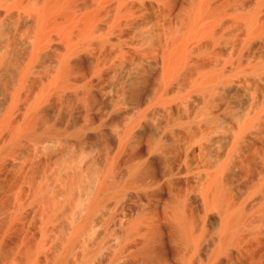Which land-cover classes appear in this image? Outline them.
I'll return each instance as SVG.
<instances>
[{"label": "bare ground", "instance_id": "obj_1", "mask_svg": "<svg viewBox=\"0 0 264 264\" xmlns=\"http://www.w3.org/2000/svg\"><path fill=\"white\" fill-rule=\"evenodd\" d=\"M0 1L1 2L2 1L5 2L6 5H9L11 8H16L17 9L20 5L22 6V4H23V2L25 0H0ZM46 1L48 2V0H46ZM111 1H113V0H111ZM130 1H132V0H130ZM187 1L193 2L192 0H187ZM195 1H197V0H195ZM205 1H208V0H205ZM205 1L204 2L202 0L199 1V3L203 2L204 4L202 3V6L198 7L196 9V12H195V8L196 7L193 6L196 2L195 3L193 2L194 4L191 3L192 6L189 4V6L195 7V8H193L195 14H192V16H191L192 18L189 17L190 14L187 17L188 19L184 20L185 16L181 18V16L187 15L186 11H185V14H183V15L181 13L180 17L178 16V15H180V13L179 14L177 13L178 15L175 14L179 18L183 19L182 21H179V22H178V19H177L178 24H176V21H174L176 19L173 20V18L170 15H172L176 11L179 12V9H182V8L186 7V1L185 0H167L166 1L168 3L167 4L168 5L167 8H168V12L169 13L167 11L166 12L168 14H170L169 15L170 16L169 17L170 20H167L168 17L167 18L165 17L166 20L169 21V23L167 22L168 23V25H167L168 33H167V35H165L166 37L169 38L168 40H166V37L163 35L164 31H166V30L165 29L163 30V26L164 25L162 24V22L164 23L165 19L162 20L161 17H160L161 15L162 16L164 15L163 14L164 12L161 11L162 14H160L158 12V9H157V6H159V5L161 6V4L157 5V3L155 1H153V0H143L142 1L141 10L143 9L144 11L148 12L149 19H147L148 18L147 17L144 22H140V20H139V21H137L138 24L136 26L133 24L134 27H131V26L130 27L133 28L132 31H134V32H136V31L138 32L139 31L138 32L139 33V39L142 38L141 43L143 42V39L145 41L144 42L145 44H146V41H147V45H148L147 47H149L151 49V50L149 49L148 51H151V52H153V54H155V60L153 61V68L152 67L148 68V66L146 67L148 69L152 68L150 71L144 70L145 68H144V64L142 62L143 59H142V60H140V63L142 62L141 67L143 65V69L141 67H139V68L142 69V71L138 72V70L136 69L138 67V64L136 63V64H134L136 67H134V66H132V67H134L137 70L138 73L134 72L135 73L134 75H133V73H131V71H130V73L132 75L129 73V69H131L130 68L131 66L127 65V64H126L125 67L122 65L124 68L122 69L121 73L117 72L120 75V77L118 75L119 81L121 80V81H124V82H123V85H122V89L118 90L119 92H118V94L116 96L120 97L119 98L120 100L122 99L121 97H123V101L124 102L122 101L121 103H124L126 105V107H125V110L121 113L122 117L118 116V117H121V118L116 119V121H114V122H117V123H119L121 125V130H120V132L117 133V135H118L117 138H115L112 141H110L111 145L114 147V149L116 148V151L118 149H120L121 148L120 145H122V148L130 147L129 149H131V152L128 154V156H129V157H127L128 159H126V161H124L122 164H120L118 166L115 163V158L109 159V160H107L105 165H103V166L101 165L103 169H100L98 174L95 175V177L93 178L94 179L93 187L92 186H91L92 188L89 187V188H91L92 191H91V194L89 196L88 201L86 200L87 201V205H86L87 209L85 210V212H83L81 214L80 218H78L76 220V222L73 219L74 220L73 221L74 224L72 223L73 226L70 228L71 229L70 232H72L71 233V240H70L71 243L75 240V238L77 236L80 237L81 235L84 236L85 234L88 235L90 233H94L95 232V238H96L95 240H97V241H101L102 240L103 241V243L101 244L102 246H104V243H111V244L114 243V245H116V243H118V244L119 243H121V244L123 243L122 246H125V249L123 250V248L119 245L120 248H122L123 251H120V253H116L115 255L112 253L114 258L119 259L122 256V254L127 253L128 254L127 255V259H128V256L130 257L129 253H132V255L134 253V256H135V254L140 256L139 259H136L138 264H144L143 262H146V261H148L150 264H264V249L262 248L261 250L256 251L259 247L257 249L255 248L256 244L260 245L261 243H263L261 237L264 238L263 237V235H264V158H260V159H262V161L261 160H259V161L263 162V163L260 164L259 166H257L256 172L252 173L254 170L252 171L250 169V171H249L250 167L249 168L247 167V170L249 171V175H248V173H244L243 171H242L243 173H241V174L238 173L240 168H239L238 171L234 170V169H231L233 167L234 168L236 167V166L232 167V165H234V163L236 165V162L238 160L240 161V163H241L242 160H243V162L246 161L247 158L244 160V157L246 155L247 156L251 155V154H249V155L247 154V153L250 152V150L255 151V153L257 152L256 155L258 154V152H260L262 157H264V140L261 141V137H259V136H258V139H256L257 138L256 136L258 135V132H257L258 130H255V129L258 128V124L260 122L261 123L263 122L261 120L264 119V118H262V116L264 114V84L262 85V82H264V53L256 54V50L258 49L257 48L258 45L260 46L262 43L264 44V40H262L263 42L262 41H258L259 37L257 36L258 37L257 41L260 42L261 44L254 43L252 46H251V44L253 42L251 41L252 43L250 44V42L247 40V36L249 37L250 34H254L253 32H258V34L261 33V32H264V21H262L260 18H258L259 16H257V13H255V12H257L256 10H254L255 12H252V11L251 12H247V11L243 12L244 10L241 11L242 9L239 10V8H238L239 11L237 12L236 11L237 9L236 10L233 9L235 11V17L237 18V20H242V22H244V23L240 22V24H243V25L245 24V26H243V28H244V30L247 29V32L245 31L247 33V34H245L246 38L242 37L241 39H246L247 43L249 42L247 48L249 47L250 49L248 48L249 50H247V52H244L247 49L245 47H244L245 48L244 51H241L239 49L241 46L238 47V46H235V45L232 44V46L229 47L228 46L229 44L227 43L228 40L224 41V44H222L223 40H226L227 38L230 39L229 36H227V34H229V33L223 34L222 32H223L224 28L223 29L220 28V29H222V32H221V30L219 32L217 30V26H216L217 25V20L220 18V16H217L219 13H221V14H222V12L227 13L226 9H228L229 12L230 11L234 12L232 10V7H230L229 5L227 7H224L225 5L228 4L229 0H228L227 4L225 3V5H224V3H222L223 6L222 5H220V6L218 5L219 8L215 7L217 9H214V10H210L211 8L209 9L208 7L210 5L213 6V4L216 1L214 0L215 2L213 4H209V5L207 4L208 2L206 3ZM235 1L236 0H234V2ZM60 2H61V0H51V3L57 4L56 6L52 5L55 8L59 6ZM125 2H126V0H119V5L117 4L119 6L118 7L119 9L118 8L117 9L120 10L121 14H122V11H123L122 8H123ZM138 2L140 3V1H137V4H138ZM166 2L164 1L165 5H166ZM219 2H220V0H219ZM250 2H252V1H250ZM66 3H68V2H66ZM88 3H89V1H88ZM253 3H254V1H253ZM87 4H85V6ZM89 4H92V2L89 3ZM196 4H198V3H196ZM206 4L208 6H206ZM215 4H214V6L217 5V4L216 5ZM76 5H75V7H76ZM92 5H90V6H92ZM230 5H232V4H230ZM31 6H33V5H31ZM60 6H59V8H62V5H60ZM257 6H259V4ZM262 6L264 7V5H262ZM93 7H94V5H93ZM97 7H100V6L97 5ZM191 7H190V9H191V11H193ZM229 7H230L231 10L229 9ZM259 7H261V5ZM259 7H257V8L255 7V8L258 9ZM263 7L259 8V10L262 9V11L264 13V10H263L264 8ZM38 8H39V6H38ZM52 8L50 6V8H48V10L45 11L46 13L48 12V14H49L48 15V14L45 13V16H44V17L48 16V18L46 17L48 22H46V19H43L44 20V22H43L44 24L42 23L41 31H38L40 29L37 30L38 33L40 32V34H38V36L41 37V38H39V41H42L44 38H46V33H47L46 26H48V24H50V23L57 24L58 26H61L62 29L65 27V25H64V27H62V25H59L57 23V21L55 19V17H56L55 13L57 12L56 11L57 9H55V10L53 9L55 11L54 12L52 10ZM40 9H41V7H40ZM90 9H91V7H90ZM163 9H164V5H163ZM21 10H23V9H21ZM189 10H187V11H189ZM259 10H258V12H259ZM19 11H17V12H19ZM38 11H39V9H38ZM38 11H36V12H38ZM75 11H76V9H75ZM135 11H136V9H135ZM137 11H139V10H137ZM180 11L182 12V10H180ZM262 11H260V13H259L260 17L263 15L261 13ZM8 12H11V11L8 10ZM22 12H24V11H22ZM80 12H82V11H80ZM94 12H98V11H94ZM183 12H184V10H183ZM86 14H87V12H86ZM229 14H228V19L230 18L232 20V18L229 17ZM27 15H29V14H27ZM124 15H126V14H124ZM165 15H167V14H165ZM64 16L67 18L68 21L71 20V18H72L71 15H69L68 13H66ZM142 16L145 17L147 15L143 14ZM177 16H175V17H177ZM223 16H224V14L222 15V17ZM0 17L3 18L2 13H0ZM38 17H36V19ZM2 18L0 20H2ZM24 18H25V16H24ZM98 18H99V15H98ZM135 19H136V17H135ZM226 19H227V17L225 19H223L222 22L226 21ZM262 19H263V17H262ZM10 20H8V21H10ZM22 20H24V19H22ZM63 20H64V18H63ZM100 20H101V18H100ZM141 20H143V17H142ZM161 20H162V22H161ZM237 20H235V18H234V21L233 20L232 21L233 22H235V21L237 22ZM33 22H32V24H33ZM123 22H124V20H123ZM137 22L135 21L134 23H137ZM0 23H2V22H0ZM12 23L13 22L11 21V24ZM26 23H27V21H26ZM99 23H100V21H99ZM220 23L218 22V24H220ZM36 24L38 25V23H36ZM125 24H126V22H125ZM222 24L220 25L221 27L224 26V24L223 25ZM232 24H235V23H232ZM25 25H27V24H25ZM103 25H104V23H103ZM2 26H3V24H2ZM97 26H100V24L97 25ZM228 26H230L229 23H228ZM16 27L18 28L19 26H16ZM10 28H12V27H10ZM83 28H84V26H83ZM104 29H105V27H104ZM106 29H105V31H106ZM128 29L126 30L127 33H126V31H125V33L123 32L124 34L122 33L123 37L121 39L120 38L118 39V38H115V37H113V39H108V38H105V36L104 37L100 36V38H97L98 39V41H97L98 44L97 45H99V43H101V44H106L107 47H109V45L107 43H111V46H112V43H118L119 44V43H121V41H124L125 39L127 40V38L129 39V36L131 37L130 34H132V31H128ZM236 29H237V27H236ZM0 30H2V29H0ZM65 30H67V29L65 28L64 31ZM101 30H102V28H100L99 31H101ZM109 31L110 30H107V33ZM230 31H231V29H230ZM10 32H12V31H10ZM66 32L67 31H65V33ZM78 32H80V31H78ZM96 32H97V29L95 30L94 25H91V24L86 30H84V32H82L83 33V35H81L82 36V40L86 41V46L88 44L87 42H90V41L93 40L94 33H96ZM103 32H102V34H103ZM137 32L135 33V35L137 34ZM233 32H234V30H233ZM28 33L30 34V32H28ZM65 33L63 32L64 35H65ZM70 33H71V30H70ZM112 33L113 32H111V34ZM17 35H18V32H17ZM67 35H68V33H67ZM96 35H97V33H96ZM111 36H113V34ZM118 36H119V34H118ZM241 36H243V35H241ZM251 36L252 35H250V37ZM259 36L262 37L263 33H262V35H259ZM253 37H255L254 39L257 38L255 35H253ZM4 38H7V37H4ZM67 38L69 39V42H68V44L66 46V50H64V52L61 51L62 53H61L60 63H58L59 64L58 68H57L56 72L54 71L55 74L53 75L52 81L50 80L49 84L46 83L48 85L46 88H45L46 85L44 86V90L41 92V95H40L41 98L47 96V93L49 91H51V88L54 87L55 84L57 85V83L60 80H62V77L64 76L66 71L69 70L68 68H69V58H70V56H72L74 54H77L79 49H80V42L79 41L74 40L70 35L67 36ZM78 38H80V37H78ZM10 39H12V38H10ZM95 39H94V41H96ZM132 39H129L130 41H127V42H131V44L133 45V46H130V47H134V45H137V43H138L137 41H133L136 38H134L133 40ZM13 40H15V39H13ZM207 40L212 41L211 43L213 45L214 44L215 45L222 44V45H219V47H218L219 49L217 48L218 51H216V52H218V54L215 52V50H213V51L218 55V58L222 57V58H224V60L226 59L224 56H226V55L228 56V54H230L231 56H229L228 59H227V60H229L230 64H226L225 62L227 60L225 62L223 60V62H221V61L219 62L218 61V65H217V64H215L216 60L215 61L213 60L214 63H212L210 61L207 62L206 58H207V60H209V59L205 55H204L205 56V60H203V61H201V59H199L201 55L200 56L198 55L199 58L197 57V52L199 51V50H197L198 47L199 46L202 47V45L203 46L207 45L208 44L206 42ZM46 41H48V40H46ZM236 41H239V40H236ZM257 41L255 40L254 42H257ZM194 42H195V44L197 46L196 49H195V47L193 48V49H195V51L192 49V47H193L192 44ZM94 43H96V42H94ZM233 43H235V40H234ZM238 43H236V45ZM242 43H246V42H244V40H243ZM212 44H211V46H213ZM14 45H16V44H14ZM116 45H115V49H118V48H116ZM140 45L142 46L144 44H140ZM245 45H247V44H245ZM245 45H243V46H245ZM0 46H2V45H0ZM22 46H23V44H22ZM125 46H126V44H125ZM59 47H60V45H59ZM102 47H104V46L102 45ZM102 47H100V48H102ZM112 47H114V46H112ZM138 47L136 46V49ZM105 48H106V46H105ZM122 48L125 49V47H122ZM126 48H127V46H126ZM13 49L11 48V50H13ZM115 49H113L112 51H114ZM130 49H128V50H130ZM35 51L33 50V52H35ZM122 51H123V49H122ZM202 51L203 52H207V50L206 51L202 50ZM132 52L133 51H131V53ZM203 52H198V54L199 53L201 54ZM212 52L210 51L209 55H210V53L211 54L214 53V52L213 53ZM8 53H9V51H8ZM29 53H28V56H29ZM118 53H120V52L118 51ZM124 53H125V51H124ZM127 53H128V51H127ZM140 53H142V52H140ZM215 53L213 55H210V56L213 58ZM23 54H25V53H23ZM32 54H35V53H32ZM37 54H38V57L41 56V55H39L40 53H37ZM111 54H112V52H111ZM55 55H56V51H55ZM1 56H3V55H1ZM11 56H13V55H11ZM148 56H149V54H148ZM55 57L57 58V56H55ZM75 57H76V55H75ZM142 57H143V55H142ZM136 58H138V57H136ZM152 58H154V57H152ZM201 58H203V57H201ZM1 59H2V57H1ZM81 59L83 60V58H81ZM139 59H140V57H139ZM144 59H145V57H144ZM113 60H114V58H113ZM14 61H15V59L13 60V62ZM26 61H27V59H26ZM89 61H91V60H89ZM130 61H132V60H130ZM4 62L6 63L7 61H4ZM38 62H39V60H38ZM146 62H151V60L150 61H145V64H147ZM5 63H4V65H5ZM10 63H12V61ZM82 63L83 62H80V64H79L80 68L85 69V67L83 66ZM16 64H17V62H16ZM20 64L23 65V60H22V63H20ZM52 64H53V62H52ZM113 64H115V63H113ZM6 65L8 66V64H6ZM6 65H5V67H7ZM109 65H111V64H109ZM151 65H152V63H151ZM10 66H12V65H10ZM117 66H119V65H117ZM94 67H96V66H94ZM111 67L114 68L113 65L110 66V68ZM115 67H116V65H115ZM29 68L31 69V67H29ZM70 68H75V67H70ZM87 68H88V66H87ZM104 68H106V67L104 66ZM13 69H14V67H13ZM19 69H16V70L18 71ZM50 69H49V71H50ZM91 71H93V70H91ZM103 71H104V69H103ZM116 71H119V69L116 70ZM6 72H7V70H6ZM33 72H34V70H33ZM84 72H87L86 74L88 75V71H84ZM17 73L18 72H16V74ZM22 73H24V72H22ZM89 73H90V70H89ZM106 73L109 76L110 72L107 71ZM30 74H29V76H30ZM2 75H4V74H2ZM18 75H19V73H18ZM72 75H73V73H72ZM99 75H100V73H99ZM20 76H22V75H20ZM91 76L92 75L90 73L89 77H91ZM66 77L67 76L65 75V78ZM93 77L96 78V76H93ZM101 77H102V74H101ZM110 77H112V76H110ZM4 78H2V79L4 80ZM9 78H10V76H9ZM50 78H52V77L50 76ZM112 78H114V77H112ZM112 78L110 80L109 77H108V80H110V82H106L107 78H105L106 80H105L104 84L102 83L103 84L102 85V87H103L102 90L103 89L114 88V86L116 87L117 83H116V81L114 82ZM257 78H259V81H261V84H257V81H258ZM7 79H8V76H7ZM122 79H124V80H122ZM85 80H86V78H85ZM92 80H89V83ZM117 80H118V78H117ZM47 81L48 80H46V82ZM76 81H78V80L76 79ZM86 81H88V80H86ZM86 81H84V82H86ZM111 81H113V82H111ZM255 81H256V83H255ZM74 83L76 84L77 82H74ZM244 83H246V84L247 83L248 84L249 83L250 84L251 83H253V84L255 83V88L256 89L259 88L258 90H254V92H256V96H257L256 97L255 106H252L254 104V102H253L254 100L251 101L250 96L248 97V94L244 90V88L248 86V89H250L249 90L250 93H252L253 91L251 90V88L254 89V87H251L250 85L247 84V86L245 85L244 88H243V84ZM62 84H64V83H62ZM11 85H9V86H11ZM91 85L92 84H90V88H91ZM26 86H27V84H26ZM65 86H68V85H65ZM249 86L251 88H249ZM37 87H38V85H37ZM76 87H77V85H76ZM78 88H80V87L78 86ZM100 88L101 87H99V90H100ZM119 88H115V89L117 90ZM11 89H13V88H11ZM31 89L32 88H30V90ZM58 89L60 90V88H58ZM80 89H82V88H80ZM91 89H93V88H91ZM36 91H38V90H36ZM39 91H41V90H39ZM76 91H78V90H76ZM8 92H9V90H8ZM11 92H13V91H11ZM18 92H19V90H18ZM87 92L89 93V91H87ZM93 92H94V90L92 91V93ZM113 92H115V94H116L117 91L114 90ZM23 93L24 92H22V94ZM110 93H106L105 92L104 94H108L109 95ZM27 94H26V96H27ZM56 94H58V93H56ZM60 94H62V93H60ZM60 94H59V96H60ZM85 94H83V95H85ZM97 94H98V92L95 93V95H97ZM104 94H103V96H104ZM236 94L239 95V96H237V98L235 96ZM83 95H82V97H83ZM98 95H100V91H99ZM108 95H106L107 96L106 98H108L110 96V98L108 99L109 101H111V100L113 101L116 98V97H113L114 95L113 96L112 95L108 96ZM64 96H65V94H64ZM35 97H36V95H35ZM89 97H92V96H89ZM99 97H98V99H99ZM29 100H31V99H29ZM75 100L77 101V99H75ZM104 100H105V96H104ZM42 101H44V99ZM109 101L108 102L106 101L107 105L105 104L106 105L105 108L107 110H109L108 108L111 107V103ZM124 104L122 106H124ZM185 104H186V107L188 109H186ZM119 105H120V102H119ZM106 109H104L103 111H105ZM121 110H123V109H121ZM94 112H95V114L98 113V111L96 112V110ZM94 112H90V113L93 114ZM29 113H27V114H29ZM9 114L11 115V113H9ZM50 114H48V116ZM95 114L92 115V120H93L94 123L98 122L99 118L101 117V116L100 117L97 116L98 114L97 115H95ZM100 115H103V113L100 114ZM77 116H78V114H77ZM105 117H107V116H105ZM35 118L36 117H34V119ZM85 119H87V118H85ZM6 120H8V119L6 118ZM11 121H14V120H11ZM23 124L26 125V123H23ZM51 124H52V122H51ZM60 124L62 125L63 123L61 122ZM70 125H72V123ZM262 125L264 127V124H262ZM31 126H33V125H31ZM109 127H111V126H109ZM7 129H8V127H7ZM39 129H41V128H39ZM58 129H60V128H58ZM76 129H78V128H76ZM263 129L264 128H262V130ZM10 131H11V128H10ZM12 131H13V129H12ZM100 131H101V129H100ZM31 132H33V131L31 130ZM58 132H60V130ZM109 132H110V130H109ZM23 133L24 132H22V135H23ZM66 133H68V132H66ZM26 134L28 135V133H26ZM61 135H62V133H61ZM12 136H14V134ZM19 136H20V134H19ZM111 136H112V134H111ZM260 136H262V139H264L263 138L264 134H261ZM35 137L38 138L37 136H35ZM45 137L46 138H43L42 141H45L47 143H48V140L51 141V139H48L47 136H45ZM58 137H56V138H58ZM49 138H50V136H49ZM56 138L54 137L55 140H56ZM63 138H65V137H63ZM70 138H72V137H70ZM59 139H61V137ZM14 140H15V138H14ZM16 140L18 142L19 139H16ZM26 140H28V139H26ZM34 140H35V138H34ZM8 141H9V139H8ZM79 141H82V140H79ZM107 141H108V138H107ZM40 143H42V142H40ZM68 143H70V142H68ZM3 144H4V142L2 143V145ZM8 148H10V146ZM14 148H15V145H14ZM70 150H72V149H70ZM83 151H84V149H83ZM124 151H125V149H124ZM1 152H4V151H1ZM114 152H115V150H114ZM76 153H77V151H76ZM121 155H123V154H121ZM121 155H119V156H121ZM261 155H260V157H261ZM54 156H55V154H54ZM3 157H5V156L3 155ZM88 157H89V155H88ZM64 158H66V157H64ZM248 158H250V160H251L252 156L248 157ZM79 161H80V159H79ZM252 161H254V159ZM59 162H60V160H59ZM248 162H246L245 165H243V163H242V165L244 167L250 165L251 162H250V164ZM254 164H255V161L253 163V166H255ZM68 165H69V163H68ZM238 167H236V169ZM252 168H255V167H252ZM31 169H34V168H31ZM244 169L246 170V167ZM241 170H242V168H241ZM94 173H96V172H94ZM84 174H86V173H84ZM242 174H244V178H245L244 181L242 180V177H241ZM245 174H247V178H246ZM57 178L59 179L61 177H57ZM34 179H36V178L34 177ZM83 179H85V178H83ZM76 180H78V179H76ZM80 180H82V179H80ZM62 182H63V180H62ZM88 183L90 184V182H88ZM66 184H68V183H66ZM79 184H80V182H79ZM77 186H78V184H77ZM35 189H37V191H38L39 187L35 188ZM78 189L80 190V188H78ZM69 190H70V188H69ZM88 190H90V189H88ZM73 191H74V189H73ZM75 191H76V189H75ZM71 194H73V193H71ZM249 194L251 195V197L249 198V200L247 199V201H244V204H243V199L247 195L249 196ZM130 195L131 196L134 195V196L138 197L137 199H139V206L136 205V203H134L136 205V208L138 206L137 210L135 209L136 211H134L135 213L133 212V215L127 216L126 213H124V210L122 209L123 213L120 212L121 210L118 211L117 213H115V211H114V215L108 216V217H110L109 220L106 219V215H108L110 213L112 214V211L114 209L117 210L116 207H118V205H120V202H122L124 200L126 201V198H128V200H131V199H129ZM248 196H247V198H248ZM52 197H54V196H52ZM46 199H48V198H46ZM84 200H85V198H84ZM31 201H33V199ZM242 204H243V206H242ZM119 208H120V206H119ZM31 209L33 210V208H31ZM63 209H65V208H63ZM70 209H72V208L70 207ZM76 209H77V207H76ZM51 210H53V209H51ZM14 211H16V210H14ZM48 211H50V210H48ZM30 212H32V211H30ZM44 212H46V211H44ZM21 213H22V211H21ZM58 213H60V212L58 211ZM41 215H39V216H41ZM78 215H79V213H78ZM48 220H49V218H48ZM71 220H70V222H71ZM58 221H60V220H58ZM243 221H244V223L245 222L247 223V225H246L247 227H249V225H250V228H251V226H252L254 228V232L257 230L256 231V233H257L256 235L257 236H255L254 238L252 237V238L258 240L257 237L258 238L260 237L259 238L260 241L258 240L260 243H258V242L257 243H251L250 242L251 240H248V242H250V243H247V241L245 240L247 238L244 239V236H246V235L243 232H242V235H244V236L242 238L240 237V236H242L240 231H242L243 228L241 230H239V228H240L239 226L243 225ZM10 222H11V220H10ZM35 222L37 223V221H35ZM104 222H106V223H104ZM52 225H54V224H51L50 226H52ZM243 226L245 227V225H243ZM47 227H49V226H47ZM43 228H44V226H43ZM44 231H45V229H44ZM67 231H69V230H67ZM248 232L252 233L253 230L249 229ZM40 233H42V230H41ZM44 234H46V233L44 232ZM251 235H253V234H251ZM251 235L248 236L250 239H251ZM254 235H255V233H254ZM237 236L240 237V240H245L246 243H244V241L242 243H238V242L236 243L235 242L236 240L239 241ZM81 238H83V237H81ZM49 240H51V239H49ZM52 240H53V238H52ZM76 241H77V238H76ZM54 242H55V240H54ZM167 243H170V245L173 244L171 246L172 249H168L170 247H167L168 246ZM69 244L67 246H70ZM74 245H76V244H74ZM106 245H105V247H106ZM258 245H256V247ZM41 246H43V245H41ZM67 246H66V248H68ZM70 247H72V246H70ZM80 249H81V247H80ZM110 249H108V250H110ZM94 250H95V248H94ZM88 251H89V249H88ZM114 251H117V250H114ZM70 252H73V251H70ZM85 252H86V250H85ZM97 252H99V251H97ZM117 252H119V250ZM95 254H96V252H95ZM105 254H103V255L105 256ZM88 255L86 254L87 257H88ZM90 255L92 257L91 253H90ZM110 256H112V255H110ZM122 257L124 258V255ZM251 257L253 258V260L251 259ZM254 257H258V259L254 260ZM21 258H20V260H21ZM95 258H97V256H95ZM102 258L103 257H99V259H102ZM109 258H108V262H109ZM75 259H77L76 256H75ZM88 259H90V258H88ZM99 259L96 260V262L99 261ZM134 259H135V257H134ZM47 260H50V259H47ZM56 260H57V257H56ZM91 260H95V259H91ZM128 260H130V258ZM136 260H135V262H136ZM82 261H85V259L82 260ZM112 261H110V263ZM118 261L119 260H117L116 262H118ZM121 261L123 262V260H121ZM124 261L127 263V260H124ZM44 262L46 264V261H44ZM44 262H42V263H44ZM105 262H107L106 259L100 261L99 263L97 262V263L98 264H104ZM82 263H84V262H82ZM86 263H84V264H86ZM88 263H90V262H88Z\"/></svg>", "mask_w": 264, "mask_h": 264}, {"label": "rangeland", "instance_id": "obj_2", "mask_svg": "<svg viewBox=\"0 0 264 264\" xmlns=\"http://www.w3.org/2000/svg\"><path fill=\"white\" fill-rule=\"evenodd\" d=\"M29 1V2H28ZM46 0H25L22 4V6L20 5L17 9L16 8H11L9 5H6L5 2H1L0 1V13H2V17H0V19L2 18V20H0V152L1 151H4V152H1L0 153V262L3 264H45L44 261H46V264H98L100 261L102 260H107V262H105L104 264H135L137 262L136 259H139L140 256L136 255L134 256V253L132 255V253H129L130 257L128 256V259L130 258V260L127 259V253L125 254H122V256L124 255V258L121 256L119 259H116L113 257V254L115 255L116 253H120V251H123L125 249V246H122L123 243H116V245H114V243H104V246H102L101 244L103 243V241H97L95 240V232L94 233H90V234H85L84 236L81 235L80 237H76L77 238V241H76V238L75 240L71 243V227L73 226L74 224V220L76 222V220L78 218H80L81 214L83 212H85V210L87 209L86 205H87V201L89 199V196L91 194V188L93 187L94 185V177L95 175L98 174V172L100 171V169H103L102 166L105 165V163L107 162V160L109 159H112V158H115V163L116 165H120L122 164L124 161H126V159H128L127 157L128 154L131 152V149H129L130 147H127V148H122V145L120 149H118L116 151V148L114 149V147L111 145V142L113 139L117 138V133L120 132L121 130V125L117 122H114L116 121V119H119L122 117V112L125 110V107L126 105L124 103H121L123 101V97H121L122 99L120 100L119 98L120 97H117L116 95L118 94V90H121L122 89V85H123V82L124 81H119V77L120 75L117 73H121L122 69L127 65H130L131 69H129V73L131 71V73H133V75L135 74L134 72L138 73L139 71H142L143 69V65L141 67V64L143 62L144 64V70L146 71H150L152 68H153V61L155 60V54H153V52L151 51H148L150 48L147 47V41H146V44L144 43V39H143V42L141 43V39H139V31L137 32V36L135 35L136 32L132 31L133 28L131 27H134V25L136 26L138 24L137 21L140 20V22H144L145 19H149V14L147 11H144L143 9L141 10V6H142V1L143 0H126L124 6H123V11H122V14L120 13V10H118L119 8V0H61L60 5H62V8H59L58 7H53L52 5L56 6L57 4H53L51 3V0H48V2ZM63 1V2H62ZM65 1V2H64ZM91 3L92 4H89L88 3ZM104 1V2H103ZM137 1H140V3L138 2L137 4ZM158 4H161V6H157V9H158V12L160 14H162L161 11H163L164 15L160 16L162 20L165 19L164 23L162 22V24L164 25L163 26V30L165 29L166 31H164L163 35H167L168 33V29H167V25L169 23V21L167 20H170V16L176 20V24H178L179 21H182L183 19H181L182 17H184V20L185 19H188V15L189 17L192 16V14H195L196 12V9L200 6H202V3L205 1V0H202L203 2H200L201 0H192L193 2L195 1V4L193 2H189L187 0L186 1V7L182 8V9H179V12L176 11L174 12L172 15L168 14V3L166 2L167 0H164L166 2V5L164 3L163 0H153ZM163 1V2H162ZM216 1V2H215ZM208 0V1H205L208 5L209 4H213L214 2L217 4H215L216 6H213L210 5L208 8L210 10H214V9H217L215 7H218L220 5L223 6L222 3H225L227 4L228 0ZM252 1V2H250ZM254 1V3H253ZM28 4H27V3ZM32 4H31V3ZM50 2V3H49ZM68 2V3H66ZM163 4H162V3ZM236 2V3H235ZM234 2V0H229L228 4L225 5L224 7H227L228 5L230 7H232V10H236L237 12L242 9L241 11L243 12H255L254 10H256L257 12V16H259L258 18H260L262 21H264V13L262 11V9L259 10V8L263 7L262 5H264V0H236ZM240 2V3H239ZM245 2V3H244ZM36 3V4H35ZM45 3V4H44ZM66 3V4H65ZM75 3V4H74ZM83 5H81V4ZM84 3V4H83ZM88 3V4H87ZM110 3V4H109ZM112 3V4H111ZM194 4L193 6L195 7H191L192 4ZM235 3V4H234ZM247 3V4H246ZM249 3V4H248ZM251 3V4H250ZM263 3V4H262ZM38 4V5H37ZM65 4V5H64ZM71 4V5H70ZM77 4V5H76ZM85 4H87L85 6ZM99 5L100 7H97V5ZM114 4V5H113ZM118 4V5H117ZM130 4V5H129ZM189 4L191 6H189ZM204 4V3H203ZM206 4V6H208ZM232 4V5H230ZM259 4V6L261 5V7L257 6ZM24 5V6H23ZM33 5V6H31ZM52 8V10L54 9H57L56 13H55V19L57 21V23L59 25H62V27H65L62 29L61 26H58L57 24H53V23H50L48 24V26H46V38H44L42 41H39V37L38 34H40V32L38 33V31H41V26H42V23L44 22L43 19H46V22L47 21V18L48 16L44 17L45 16V11L48 10V8H50V6ZM67 5V6H66ZM76 5V7H75ZM80 5V6H79ZM92 5V6H90ZM107 5V6H106ZM117 5V6H116ZM163 5H164V9H163ZM219 5V6H218ZM238 7H237V6ZM26 6V7H25ZM35 6V7H34ZM39 6V8H38ZM44 6V7H43ZM88 6V7H87ZM132 6V7H131ZM135 6V7H134ZM21 7V8H20ZM41 7V9H40ZM61 7V6H60ZM70 7V8H69ZM85 7V8H84ZM91 7V9H90ZM105 7V8H104ZM159 7V8H158ZM190 7L192 8L193 11H191ZM229 7V9H230ZM257 7H259L258 9H256ZM5 8V9H4ZM66 8V9H65ZM68 8V9H67ZM79 8V9H78ZM94 8V9H93ZM99 10H98V9ZM104 8V9H103ZM118 8V9H117ZM195 8V12H194V9ZM239 8V10H238ZM264 8V7H263ZM20 11H19V10ZM23 9V10H21ZM26 9V10H25ZM39 9V11H38ZM76 9V11H75ZM82 9V10H81ZM93 9V10H92ZM97 9V10H96ZM131 9V10H130ZM133 9V10H132ZM136 9V11H135ZM161 9V10H160ZM163 9V10H162ZM190 9V10H189ZM6 12H5V11ZM11 11V12H8ZM38 12H36V11ZM53 10V11H54ZM69 10V11H68ZM73 12H72V11ZM82 12H80V11ZM84 10V11H83ZM86 10V11H85ZM88 10V11H87ZM115 10V11H114ZM118 10V11H117ZM139 10V11H137ZM182 10V12L180 11ZM184 10V12H183ZM189 10V11H187ZM227 10V13L225 12H222L219 13L217 16H220V18L217 20V30L220 32H222V29H223V34L225 33H229L227 34V36H229V38L231 39H226V40H223L222 41V44H224V41H227L228 40V46H232L235 45V46H238L240 47L239 49L241 51H244L245 48H247L249 42L251 44V46L254 44V43H259L261 44L260 42L258 41H262L264 40V32H261L258 34V32H253L254 34H250L252 35L250 37L247 36V40L249 41L247 43V40L246 39H241L242 37L244 38L245 37V34H247V29L244 30L243 26H245V24H240L241 23H244L242 22V20H237V18L235 17V11L232 12L228 9ZM231 10V9H230ZM259 10V12H258ZM264 10V9H263ZM2 11V12H1ZM19 11V12H17ZM24 11V12H22ZM44 11V12H43ZM92 11V12H91ZM94 11H98V12H94ZM142 11V12H141ZM168 13H167V12ZM185 11L187 12L186 14L187 15H183L185 14ZM260 11H262L261 14L262 16L260 17ZM55 12V11H54ZM75 12V13H74ZM85 12V13H84ZM87 12V14H86ZM128 12V13H127ZM131 12V13H130ZM136 14H135V13ZM139 14H138V13ZM144 12V13H143ZM146 12V13H145ZM7 13V14H6ZM37 13V14H36ZM61 13V14H60ZM66 13H68L69 15H71V20H67V18L64 16ZM95 13V14H94ZM120 15H118V14ZM180 13V15L178 14ZM181 13L183 16H181ZM230 13V14H229ZM15 14V15H14ZM17 14V15H16ZM22 16H21V15ZM29 14V15H27ZM48 14V12L46 13ZM73 14V15H72ZM126 14V15H124ZM135 14V15H134ZM147 15V16H142V15ZM167 14V15H165ZM181 16V18H179ZM224 14V16L222 17V15ZM228 14H229V17L232 18V20L234 21V18L235 20H237V22H233L230 18V20L228 19ZM33 15V16H32ZM49 15V14H48ZM61 15V16H60ZM98 15H99V18H98ZM116 15V16H115ZM140 15V16H139ZM170 15V16H169ZM25 16V18H24ZM39 16V17H38ZM79 16V17H78ZM88 16V17H87ZM94 16V17H93ZM97 16V17H96ZM177 16V17H175ZM195 16V15H194ZM193 16V17H194ZM13 17V18H12ZM15 17V18H14ZM36 17H38L36 19ZM74 17V18H73ZM96 17V18H95ZM104 17V18H103ZM129 17V18H128ZM136 17V19H135ZM143 17V20H141ZM167 20H166V18ZM227 17L226 21L222 22L223 19ZM263 17V19H262ZM9 18V19H8ZM29 18V19H28ZM64 18V20H63ZM91 18V19H90ZM94 18V19H93ZM101 18V20H100ZM122 18V19H121ZM126 18V19H125ZM192 18V17H191ZM217 18V17H216ZM223 18V19H222ZM11 19V20H10ZM24 19V20H22ZM60 19V20H59ZM77 19V20H76ZM99 19V20H98ZM177 19H178V22H177ZM10 20V21H8ZM22 20V21H21ZM31 20V21H30ZM35 20V21H34ZM41 20V21H40ZM63 20V21H62ZM73 20V21H72ZM79 20V21H78ZM124 20V22H123ZM221 20V21H220ZM260 20V21H261ZM4 21V22H3ZM11 21L13 22L11 24ZM25 21V22H24ZM27 21V23H26ZM30 21V22H29ZM34 21V22H33ZM60 21V22H59ZM93 21V22H92ZM100 21V23H99ZM113 21V22H112ZM118 21V22H117ZM137 22V23H134V22ZM261 21V22H262ZM7 22V23H6ZM33 22V24H32ZM73 24H72V23ZM102 22V23H101ZM126 22V24H125ZM133 22V23H132ZM139 22V23H140ZM166 22V23H165ZM168 22V23H167ZM218 22L220 24H218ZM18 25H17V24ZM23 23V24H22ZM31 23V24H30ZM38 23V25L36 24ZM68 23V24H67ZM104 23V25H103ZM111 23V24H110ZM224 24L223 27H221L220 25L221 24ZM228 23L230 26H228ZM232 23H235V24H232ZM238 23V24H237ZM3 24V26H2ZM11 24V25H10ZM14 24V25H13ZM21 26H20V25ZM27 24V25H25ZM30 24V25H29ZM40 24V25H39ZM44 24V23H43ZM71 24V25H70ZM91 25H94L95 27V30L97 29V35L96 33H94V37H93V42L90 41V42H87V46H86V41H83L82 40V36L84 32V30H86L89 26ZM100 26H97L99 25ZM102 24V25H101ZM106 24V25H105ZM113 24V25H112ZM134 24V25H133ZM222 24V25H223ZM34 25V26H33ZM53 25V26H52ZM96 25V26H95ZM237 25V26H236ZM242 25V26H241ZM16 26H19L18 28ZM26 26V27H25ZM33 26V27H32ZM70 26V27H69ZM84 26V28H83ZM110 26V27H109ZM131 26V27H130ZM219 26V27H218ZM234 26V27H233ZM240 26V27H239ZM12 27V28H10ZM29 29H28V28ZM36 27V28H35ZM81 27V28H80ZM106 31H105V29ZM110 29H109V28ZM115 27V28H114ZM130 27V28H129ZM166 27V28H165ZM237 27V29H236ZM5 28V29H4ZM7 28V29H6ZM22 28V29H21ZM67 29L65 31H67L65 33L64 29ZM100 28H102V32L99 31ZM129 28V29H128ZM219 28V29H218ZM222 28V29H220ZM228 28V29H227ZM246 28V27H245ZM9 29V30H8ZM19 31H18V30ZM21 29V30H20ZM28 29V30H27ZM35 29V30H34ZM40 29V30H38ZM128 29V31H132V34L131 37L129 36V39H134L136 38L135 40L133 41H137V45H134V47H130V46H133L131 44V42H127V41H130L128 38L127 40L125 39L124 41H121V43H112V47L111 46V43H107L109 45V47H107L106 44H101L99 43L98 44V39L97 38H100L101 37H104L105 38H108V39H113V37L115 38H122L123 37V34L125 33V31ZM231 29V31H230ZM244 31H243V30ZM8 30V31H7ZM16 30V31H15ZM38 30V31H37ZM54 30V31H53ZM69 30V31H68ZM70 30H71V33H70ZM107 30H110L108 33H107ZM234 30V32H233ZM4 31V32H3ZM6 31V32H5ZM12 31V32H10ZM21 31V32H20ZM24 31V32H23ZM26 31V32H25ZM36 31V32H35ZM60 31V32H59ZM80 31V32H78ZM116 31V32H115ZM243 31V32H242ZM246 31V32H245ZM8 32V33H7ZM16 32V33H15ZM17 32H18V35H17ZM30 32V34L28 33ZM50 32V33H49ZM62 32V33H61ZM63 32L65 33V35L63 34ZM78 32V33H77ZM111 32H113V36H111ZM124 32V33H123ZM240 34H239V33ZM25 33V34H24ZM56 33V34H55ZM68 33V35H67ZM107 33V34H106ZM123 33V34H122ZM127 33V31H126ZM231 33V34H230ZM243 33V34H242ZM263 33V36H259V35H262ZM9 34V35H8ZM15 34V35H14ZM27 34V35H26ZM53 34V35H52ZM102 34V35H101ZM111 34V35H110ZM119 34V36H118ZM121 34V35H120ZM135 36H134V35ZM2 35V36H1ZM6 35V36H5ZM50 35V36H49ZM71 36L74 40L76 41H79L80 42V49L78 51L77 54H74L72 56H70L69 58V70L66 71V73L64 74V76L62 77V80H60L57 85L55 84L54 87L51 88V91H49L47 93V96L45 97H42L41 98V92L44 90V86L45 88L48 86L47 84L50 83V80L52 81L53 79V75L55 74L57 68H58V63H60V58H61V53L64 52V50H66V46L69 42V39L67 38V36ZM99 35V36H98ZM233 37H232V36ZM236 35V36H235ZM243 35V36H241ZM253 35H255L256 37L258 36L259 37V40L257 41L258 37L256 39H254L255 37H253ZM13 36V37H12ZM49 36V37H48ZM121 36V37H120ZM134 36V37H133ZM4 37H7V38H4ZM17 37V38H16ZM27 37V38H26ZM29 37V38H28ZM54 37V38H53ZM61 39H60V38ZM80 37V38H78ZM166 37V36H165ZM164 37V38H165ZM235 37V38H234ZM253 37V38H252ZM9 38V39H8ZM12 38V39H10ZM38 38V39H37ZM96 38V39H95ZM246 38V37H245ZM15 39V40H13ZM57 39V40H56ZM94 39L96 41H94ZM169 38L166 37V40H168ZM261 39V40H260ZM3 40V41H2ZM21 40V41H20ZM41 40V39H40ZM48 40V41H46ZM50 40V41H49ZM53 40V41H52ZM140 42H139V41ZM235 40V43H233ZM236 40H241L243 42H246V43H241L239 41H236ZM256 40L257 42H254ZM19 41V42H18ZM23 41V42H22ZM31 41V42H30ZM66 41V42H65ZM207 40L206 42L208 43L207 45H202L198 47L197 50H199L198 52H203L202 50H207V52L209 51H213L215 50L218 51V47L219 45H222V44H218V45H213L211 42L212 41H209ZM232 43H231V42ZM252 41V42H251ZM4 42V43H3ZM28 42V43H27ZM34 42V43H33ZM37 42V43H36ZM42 42V43H41ZM59 42V43H58ZM96 42V43H94ZM124 42V43H123ZM230 42V43H229ZM239 42V43H238ZM263 42V41H262ZM40 43V44H39ZM53 43V44H52ZM64 43V44H63ZM93 43V44H92ZM236 43H238L236 45ZM7 44V45H6ZM16 44V45H14ZM21 44V45H20ZM23 44V46H22ZM91 44V45H90ZM117 44V45H116ZM127 48H126V46ZM140 44H144V45H140ZM195 46H194V45ZM192 44V49L195 47L196 49V44L195 42ZM211 44L213 46H211ZM240 44V45H239ZM247 44V45H245ZM19 45V46H18ZM27 45V46H26ZM30 45V46H29ZM41 45V46H40ZM57 45V46H56ZM60 45V47H59ZM62 45V46H61ZM90 45V46H89ZM96 45V46H95ZM102 45L104 47H102ZM115 45H116V48L118 49H115ZM210 45V46H209ZM245 45V46H243ZM262 45V46H261ZM260 46L258 45V49L256 50V54H259V53H264V44L262 43ZM26 46V47H25ZM30 48H29V47ZM93 46V47H92ZM102 48H100V47ZM106 46V48H105ZM136 46L139 48L136 49ZM217 46V47H216ZM250 46V47H251ZM8 47V48H7ZM19 47V48H18ZM46 47V48H45ZM49 47V48H48ZM55 47V48H54ZM63 47V48H62ZM92 47V48H91ZM122 47H125L122 48ZM141 47V48H140ZM245 47V48H244ZM7 48V49H6ZM11 48L13 50H11ZM18 48V49H17ZM43 48V49H42ZM98 48V49H97ZM109 48V49H108ZM121 48V49H120ZM131 48V49H130ZM146 48V49H145ZM200 48V49H199ZM202 48V49H201ZM206 48V49H205ZM218 48V49H217ZM249 48V47H248ZM246 49L244 52H247V50L249 49ZM22 49V50H21ZM46 49V50H45ZM113 49H115L114 51H112ZM123 49V51H122ZM130 49V50H128ZM195 49H193L195 51ZM217 49V50H216ZM243 49V50H242ZM17 50V51H16ZM33 50L35 52H33ZM82 50V51H81ZM151 50V49H150ZM7 51V52H6ZM9 51V53H8ZM17 53H16V52ZM40 51V52H39ZM44 51V52H43ZM55 51H56V55H55ZM62 51V52H61ZM92 51V52H91ZM108 51V52H107ZM118 51L120 53H118ZM125 51V53H124ZM128 51V53H127ZM130 51V52H129ZM131 51H133L131 53ZM146 51V52H145ZM261 51V52H260ZM25 54H23V53ZM30 52V53H29ZM59 52V53H58ZM112 52V54H111ZM114 52V53H113ZM123 52V53H122ZM142 52V53H140ZM144 52V53H143ZM149 52V53H148ZM197 52V57L198 55L200 56L199 59H201V61L205 60V56L208 57L209 60H207L206 58V61L207 62H212L214 63L215 61V64L218 65V61L220 62H223L224 58H218V52H214L215 55L214 57L212 58L210 55H213L210 53L209 55V52H203V53H199L198 54ZM243 52V53H244ZM7 53V54H6ZM28 53H29V56H28ZM32 53H35V54H32ZM37 53H40L38 57V54ZM102 53V54H101ZM104 53V54H103ZM110 53V54H109ZM149 56H148V54ZM121 54V55H120ZM145 54V55H144ZM3 55V56H1ZM13 55V56H11ZM23 55V56H22ZM76 55V57H75ZM83 55V56H82ZM87 55V56H86ZM110 55V56H109ZM114 57H113V56ZM143 55V57H142ZM203 55V56H202ZM205 55V56H204ZM20 56V57H19ZM33 56V57H32ZM36 56V57H35ZM57 56V58L55 57ZM59 56V57H58ZM133 56V57H132ZM217 56V57H216ZM231 56L230 54H228V56H224L226 59L224 60V62L228 59V57ZM2 57V59H1ZM5 57V58H4ZM17 57V58H16ZM29 57V58H28ZM74 57V58H73ZM94 57V58H93ZM112 57V58H111ZM138 57V58H136ZM140 57V59H139ZM145 57V59H144ZM154 57V58H152ZM203 57V58H201ZM83 58V60L81 59ZM114 58V60H113ZM124 58V59H123ZM132 58V59H131ZM136 58V59H135ZM152 58V59H151ZM15 59V61L13 62V60ZM17 59V60H16ZM23 60V65L20 64L22 63V60ZM27 59V61H26ZM31 59V60H30ZM37 59V60H36ZM99 59V60H98ZM143 59V60H142ZM151 62H146L147 64H145V61H150ZM219 59V60H218ZM222 59V60H221ZM19 60V61H18ZM29 60V61H28ZM33 60V61H32ZM39 60V62H38ZM57 60V61H56ZM81 60V61H80ZM91 60V61H89ZM132 60V61H130ZM135 60V61H134ZM138 60V61H137ZM140 60H142V62L140 63ZM145 60V61H144ZM214 60V61H213ZM4 61H7L6 63ZM12 61V63L10 62ZM74 63H73V62ZM100 61V62H99ZM129 61V62H128ZM137 61V62H136ZM31 62V63H30ZM33 62V63H32ZM53 62V64H52ZM80 62H83V66L85 67V69L83 68H80ZM102 62V63H101ZM124 62V63H123ZM126 62V63H125ZM217 62V63H216ZM8 64L7 67H5V65ZM37 63V64H36ZM108 63V64H107ZM115 63V64H113ZM132 65H131V64ZM138 64V67L136 68L137 70L134 68L136 67L134 64ZM150 65H149V64ZM152 63V65H151ZM226 64H230L229 60H227L225 62ZM3 64V65H2ZM16 64V65H15ZM27 64V65H26ZM34 64V65H33ZM52 64V65H51ZM71 64V65H70ZM74 64V65H73ZM103 64V65H102ZM111 64V65H109ZM224 64V63H223ZM2 65V66H1ZM12 65V66H10ZM31 65V66H30ZM49 65V66H48ZM51 65V66H50ZM57 65V66H56ZM79 65V66H78ZM114 68H110V66H112ZM116 65V67H115ZM119 65V66H117ZM124 67H123V66ZM20 66V67H19ZM28 66V67H27ZM38 66V67H37ZM88 66V68H87ZM96 66V67H94ZM104 66L106 68H104ZM134 66V67H132ZM148 66V68L152 67L151 69H148L146 68ZM14 67V69H13ZM16 67V68H15ZM20 69H19V68ZM31 67V69L29 68ZM34 69H33V68ZM36 67V68H35ZM70 67H75V68H70ZM141 67V68H139ZM10 68V69H9ZM51 68V69H50ZM54 68V69H53ZM94 68V69H93ZM109 68V69H108ZM16 69H19L18 71ZM50 69V71H49ZM71 69V70H70ZM104 69V71H103ZM108 69V70H107ZM114 71H113V70ZM119 71H116L118 70ZM135 71H134V70ZM148 69V70H147ZM7 70V72H6ZM34 70V72H33ZM79 72H78V71ZM88 71V75L86 74L87 72H84V71ZM89 70H90V73H91V77L90 76V73H89ZM93 70V71H91ZM98 70V71H97ZM111 70V71H110ZM31 71V72H30ZM55 71V72H54ZM71 71V72H70ZM107 71L110 72L109 76L107 75ZM113 71V72H112ZM16 72L18 73L16 74ZM24 72V73H22ZM53 72V73H52ZM70 72V73H69ZM76 72V73H75ZM81 72V73H80ZM83 72V73H82ZM96 72V73H95ZM11 73V74H10ZM27 73V74H26ZM31 73V74H30ZM34 73V74H33ZM73 73V75H72ZM79 75H78V74ZM100 73V75H99ZM117 73V74H116ZM130 73V74H131ZM4 74V75H2ZM6 74V75H5ZM15 74V75H14ZM30 74V76H29ZM70 74V75H69ZM87 76H86V75ZM101 74H102V77H101ZM116 74V75H115ZM14 75V76H13ZM22 75V76H20ZM24 75V76H23ZM45 75V76H44ZM65 75L67 76L65 78ZM119 75V77H118ZM132 75V74H131ZM7 76H8V79H7ZM10 76V78H9ZM17 76V77H16ZM34 76V77H33ZM49 76V77H48ZM50 76L52 78H50ZM80 76V77H79ZM93 76H96V78H94ZM105 76V77H104ZM114 78H112V77ZM117 76V77H116ZM5 77V78H4ZM12 77V78H11ZM26 77V78H25ZM41 77V78H40ZM47 79H46V78ZM72 77V78H71ZM84 77V78H83ZM88 77V78H87ZM100 77V78H99ZM108 77L109 79L111 80V78L113 79V81L115 82L116 81V87L114 86V88H110V89H103L102 90V85L104 84L105 82V78H107L108 80ZM4 78V80L2 79ZM29 78V79H28ZM36 78V79H35ZM70 78V79H69ZM88 80L86 81L85 80ZM90 78V79H89ZM94 78V79H93ZM104 78V79H103ZM118 78V80H117ZM19 79V80H18ZM28 81H27V80ZM34 79V80H33ZM76 79L79 81H76ZM93 79V80H92ZM258 81H257V84H261V81H259V78H257ZM13 80V81H12ZM23 80V81H22ZM28 82H26V81ZM30 80V81H29ZM37 80V81H36ZM40 80V81H39ZM46 80H48L46 82ZM69 80V81H68ZM82 80V81H81ZM89 80H92L90 83H89ZM97 80V81H96ZM101 80V81H100ZM104 80V81H103ZM106 82H110V80H108ZM124 80V79H122ZM17 81V82H16ZM33 81V82H32ZM81 81V82H80ZM86 81V82H84ZM100 81V82H99ZM111 81V82H113ZM2 82V83H1ZM21 82V83H20ZM30 82V83H29ZM45 82V83H44ZM74 82H77L76 84ZM96 82V83H95ZM98 82V83H97ZM259 82V83H258ZM23 83V84H22ZM47 83V84H46ZM64 83V84H62ZM103 83V84H102ZM256 83V81H255ZM255 83H247L248 85H250L251 87H254L251 88L249 86V88H251V91L252 93H250V89H248V86L246 83L243 84V88L244 86L246 85L247 87L244 88L245 92L248 94V97L250 96V99L251 101L254 102V104L252 106H255L256 104V92H254V90H258L259 88H255ZM2 84V85H1ZM12 84V85H11ZM19 84V85H18ZM22 84V85H21ZM27 84V86H26ZM29 84V85H28ZM89 84V85H88ZM90 84L91 85V89L90 88ZM99 86H98V85ZM101 84V85H100ZM264 84V82H262V85ZM11 85V86H9ZM18 85V86H17ZM25 85V86H24ZM34 85V86H33ZM40 88H38L37 87ZM65 85H68V86H65ZM77 85V87H76ZM85 85V86H84ZM253 85V86H252ZM7 86V87H6ZM36 86V87H35ZM71 86V87H70ZM78 86L80 88H78ZM89 86V87H88ZM96 86V87H95ZM17 87V88H16ZM32 88L30 90V88ZM69 87V88H68ZM99 87L100 90H99ZM120 87V88H119ZM9 88V89H8ZM13 88V89H11ZM22 88V89H21ZM28 88V89H27ZM54 88V89H53ZM60 88V90L58 89ZM78 88V89H77ZM84 88V89H83ZM87 88V89H86ZM100 91V95L99 94V91ZM115 88H119V89H115ZM17 89V90H16ZM22 91H21V90ZM75 89V90H74ZM80 89V90H79ZM91 89V90H90ZM9 90V92H8ZM19 90V92H18ZM36 90H41V91H36ZM54 90V91H53ZM57 90V91H56ZM78 90V91H76ZM94 90V92L92 93V91ZM102 90V91H101ZM117 91L116 94L115 92L113 91ZM5 93H4V92ZM13 91V92H11ZM67 91V92H66ZM89 91V93L87 92ZM91 91V92H90ZM97 95H95V93H97ZM112 91V92H111ZM3 92V93H2ZM8 92V93H7ZM22 92H24L22 94ZM36 92V93H35ZM38 92V93H37ZM65 92V93H64ZM69 92V93H68ZM103 92V93H102ZM110 93L109 95H114L113 97H116L113 101H109L108 99L110 98V96L108 94H104V93ZM7 93V94H6ZM16 93V94H15ZM18 93V94H17ZM28 93V94H27ZM55 93V94H54ZM58 93V94H56ZM62 93V94H60ZM86 93V94H85ZM114 93V94H113ZM254 93V94H253ZM22 94V95H21ZM27 94V96H26ZM49 94V95H48ZM60 94V96H59ZM65 94V96H64ZM75 94V95H74ZM85 94V95H83ZM105 96V100H104V96ZM223 94V93H222ZM5 95V96H4ZM15 95V96H14ZM36 95V97H35ZM83 95V97H82ZM108 95L109 97L106 98ZM31 96V97H30ZM50 96V97H49ZM89 96H92V97H89ZM100 96V97H99ZM236 98L237 96H239L238 94L235 95ZM252 96V97H251ZM39 97V98H38ZM87 97V98H86ZM99 97V99H98ZM4 98V99H3ZM20 98V99H19ZM22 98V99H21ZM38 98V99H37ZM46 98V99H45ZM48 98V99H47ZM70 98V99H69ZM19 99V100H18ZM27 99V100H26ZM31 99V100H29ZM44 99V101H42ZM52 99V100H51ZM77 99V101L75 100ZM82 101H81V100ZM95 99V100H94ZM107 99V100H106ZM16 100V101H15ZM91 100V101H90ZM15 101V102H14ZM49 101V102H48ZM94 101V102H93ZM106 101L110 102L111 103V109L108 108L109 110H107L105 107L107 105ZM8 102V103H7ZM11 102V103H10ZM19 102V103H18ZM27 102V103H26ZM41 102V103H40ZM44 102V103H43ZM66 102V103H65ZM103 102V103H102ZM119 102H120V105H119ZM124 102V101H123ZM43 103V104H42ZM12 104V105H11ZM40 104V105H39ZM72 104V105H71ZM77 104V105H76ZM86 104V105H85ZM106 104V105H105ZM124 104V106H122ZM40 107H39V106ZM45 105V106H44ZM3 106V107H2ZM70 106V107H69ZM115 107V108H114ZM185 107H186V104H185ZM7 108V109H6ZM18 108V109H17ZM25 108V109H24ZM35 108V109H34ZM57 108V109H56ZM71 108V109H70ZM74 108V109H73ZM12 109V110H11ZM29 109V110H28ZM36 111H34V110ZM104 109H106L105 111H103ZM115 109V110H114ZM120 109V110H119ZM123 109V110H121ZM186 109H188L186 107ZM40 110V111H39ZM58 110V111H57ZM67 110V111H66ZM80 110V111H79ZM96 112L98 111V115L95 114V111ZM118 110V111H117ZM12 111V112H11ZM31 111V112H30ZM33 111V112H32ZM73 113H72V112ZM94 112L93 114L97 115V116H101L99 118V121L98 122H93L92 120V115L90 112ZM102 111V112H101ZM20 112V113H19ZM30 112V113H29ZM46 112V113H45ZM80 112V113H79ZM119 112V113H118ZM11 113V115L9 114ZM22 113V114H21ZM29 113V114H27ZM51 113V114H50ZM71 113V114H70ZM76 113V114H75ZM103 115H100L102 114ZM25 116H24V115ZM36 114V115H35ZM48 114H50L48 116ZM78 114V116H77ZM110 114V115H109ZM119 114V115H118ZM5 115V116H4ZM11 116V117H10ZM18 116V117H17ZM28 116V117H27ZM42 116V117H41ZM51 116V117H50ZM107 116V117H105ZM114 116V117H113ZM118 116H121V117H118ZM34 117H36L34 119ZM4 118V119H3ZM6 118L8 120H6ZM13 118V119H12ZM39 118V119H38ZM41 118V119H40ZM45 118V119H44ZM49 118V119H48ZM68 118V119H67ZM87 118V119H85ZM262 118H264V114L262 116ZM24 119V120H23ZM51 119V120H50ZM72 119V120H71ZM84 119V120H83ZM101 119V120H100ZM11 120H14V121H11ZM49 120V121H48ZM58 120V121H57ZM61 120V121H60ZM87 120V121H86ZM17 121V122H16ZM46 121V122H45ZM69 121V122H68ZM106 121V122H105ZM261 121H263L262 123L260 122L258 124V128L255 129V130H258V135L256 136L258 139V136L261 137V141H263L264 139H262V136H260L261 134H264V129L262 130L263 125L264 124V119H262ZM5 122V123H4ZM13 122V123H12ZM52 122V124H51ZM63 123L62 125L60 123ZM66 124H65V123ZM68 122V123H67ZM82 122V123H81ZM109 122V123H108ZM23 123H26V125H24ZM47 123V124H46ZM72 123V125H70ZM78 123V124H77ZM93 123V124H92ZM7 124V125H6ZM22 124V125H21ZM83 124V125H82ZM119 124V125H118ZM20 125V126H19ZM33 125V126H31ZM56 125V126H55ZM65 125V126H64ZM81 125V126H80ZM94 125V126H93ZM100 125V126H99ZM106 125V126H105ZM262 125V126H261ZM22 126V127H21ZM37 126V127H36ZM52 126V127H51ZM55 126V127H54ZM92 126V127H91ZM111 126V127H109ZM261 126V127H260ZM8 127V129H7ZM16 127V128H15ZM84 127V128H83ZM99 129H98V128ZM107 127V128H106ZM120 129H119V128ZM10 128H11V131H10ZM26 128V129H25ZM32 128V129H31ZM38 128V129H37ZM41 128V129H39ZM54 128V129H53ZM60 128V129H58ZM78 128V129H76ZM110 128V129H109ZM113 128V129H112ZM260 128V129H259ZM13 129V131H12ZM15 129V130H14ZM57 129V130H56ZM71 129V130H70ZM97 132H95L94 130ZM99 131H98V130ZM101 129V131H100ZM119 131H118V130ZM18 130V131H17ZM23 135H22V132ZM29 130V131H28ZM31 130L33 132H31ZM38 130V131H37ZM41 130V131H40ZM60 130V132H58ZM105 130V131H104ZM108 130V131H107ZM110 130V132H109ZM263 132H262V131ZM16 131V132H15ZM89 131V132H88ZM103 131V132H102ZM116 131V132H115ZM262 133H261V132ZM14 132V133H13ZM55 132V133H54ZM68 132V133H66ZM28 133V135L26 134ZM38 133V134H37ZM52 133V134H51ZM57 133V134H56ZM62 133V135H61ZM80 133V134H79ZM84 133V134H83ZM96 133V134H95ZM110 133V134H109ZM114 133V134H113ZM14 134V136H12ZM17 134V135H16ZM20 134V136H19ZM44 134V135H43ZM59 134V135H58ZM107 134V135H106ZM112 134V136H111ZM9 135V136H8ZM65 135V136H64ZM67 135V136H66ZM76 135V136H75ZM34 136V137H33ZM35 136H37L38 138H36ZM45 136H47L48 139H51L48 140V143L45 142V141H42L43 138H46ZM50 136V138H49ZM59 136V137H58ZM115 136V137H114ZM19 137V138H18ZM26 137V138H25ZM33 137V138H32ZM54 137H58L56 138V140L54 139ZM61 137V139H59ZM65 137V138H63ZM72 137V138H70ZM112 137V138H111ZM15 138V140H14ZM35 138V140H34ZM107 138H108V141H107ZM264 138V136H263ZM9 139V141H8ZM11 139V140H10ZM16 139H19L18 142ZM21 139V140H20ZM28 139V140H26ZM85 139V140H84ZM260 139V138H259ZM4 140V141H3ZM31 140V141H30ZM55 140V141H54ZM76 140V141H75ZM79 140H82V141H79ZM7 141V142H6ZM39 143H38V142ZM50 141V142H49ZM72 141V142H71ZM78 141V142H77ZM85 141V142H84ZM4 142V144L2 145V143ZM10 144H9V143ZM33 142V143H32ZM42 142V143H40ZM70 142V143H68ZM81 142V143H80ZM17 143V144H16ZM47 143V144H46ZM52 143V144H51ZM54 143V144H53ZM60 143V144H59ZM64 143V144H63ZM13 144V145H12ZM38 144V145H37ZM7 145V146H6ZM14 145H15V148H14ZM18 145V146H17ZM24 145V146H23ZM36 145V146H35ZM49 145V146H48ZM7 148H6V147ZM10 146V148H8ZM23 146V147H22ZM53 146V147H52ZM82 146V147H81ZM91 146V147H90ZM22 147V148H21ZM31 147V148H30ZM13 148V149H12ZM21 148V149H20ZM37 148V149H36ZM51 148V149H50ZM63 148V149H62ZM76 148V149H75ZM80 148V149H79ZM82 148V149H81ZM10 151H9V150ZM26 149V150H25ZM44 149V150H43ZM72 149V150H70ZM79 149V150H78ZM84 149V151H83ZM88 149V150H87ZM125 149V151H124ZM127 149V150H126ZM25 150V151H24ZM68 150V151H67ZM115 150V152H114ZM7 151V152H6ZM30 151V152H29ZM62 151V152H61ZM77 151V153H76ZM253 150H250L249 153H247L249 156H245L244 157V160L246 159V161L243 162V160L240 161L238 160L236 162V165L234 163L233 166H236L238 167L236 169V167L234 168H231V169H234V170H240L238 171V173H248L249 175V171L250 169L253 171H251L252 173L256 172V168L257 166H259L260 164H262L263 162H260L259 160L262 161V159L260 158H264L262 157L261 153L258 152V156L256 155L255 151ZM10 152V153H9ZM22 152V153H21ZM56 152V153H55ZM64 152V153H63ZM66 152V153H65ZM70 152V153H69ZM85 152V153H84ZM12 153V154H11ZM20 153V154H19ZM62 155H61V154ZM69 153V154H68ZM84 153V154H83ZM89 153V154H88ZM123 155H121V154ZM255 153V154H254ZM260 153V154H259ZM55 154V156H54ZM69 156H68V155ZM3 155L5 157H3ZM14 155V156H13ZM57 155V156H56ZM60 155V156H59ZM76 155V156H75ZM89 155V157H88ZM121 155V156H119ZM256 155V156H255ZM261 155V157H260ZM27 156V157H26ZM80 156V157H79ZM83 156V157H82ZM251 160L250 158L248 157H251ZM15 157V158H14ZM19 159H18V158ZM26 157V158H25ZM60 159H59V158ZM63 157V158H62ZM66 157V158H64ZM87 157V158H86ZM24 158V159H23ZM62 158V159H61ZM105 158V159H104ZM258 158V159H257ZM65 159V160H64ZM80 159V161H79ZM82 159V160H81ZM90 159V160H89ZM249 159V160H248ZM254 159L255 161V166H253V163L254 161H252ZM257 159V160H256ZM60 160V162H59ZM62 160V161H61ZM75 160V161H74ZM6 161V162H5ZM95 161V162H94ZM249 161V162H248ZM8 162V163H7ZM82 162V163H81ZM97 162V163H96ZM99 162V163H98ZM248 162L250 165L248 166H245L246 167V170L244 169L245 167L243 165H245V163ZM6 163V164H5ZM69 163V165H68ZM86 163V164H85ZM243 163V165H242ZM9 164V165H8ZM12 164V165H11ZM83 164V165H82ZM238 164V165H237ZM241 164V165H240ZM99 165V166H98ZM102 165V166H101ZM247 165V164H246ZM12 166V167H11ZM25 166V167H24ZM90 166V167H89ZM93 166V167H92ZM34 168V169H31V168ZM247 167L249 168V171L247 170ZM252 167H255V168H252ZM66 168V169H65ZM242 168V170H241ZM31 169V170H30ZM62 169V170H61ZM75 169V170H74ZM92 169V170H91ZM37 170V171H36ZM89 170V171H88ZM91 170V171H90ZM245 170V171H244ZM36 171V172H35ZM84 171V172H83ZM243 171V172H242ZM73 172V173H72ZM96 172V173H94ZM64 173V174H63ZM86 173V174H84ZM93 173V174H92ZM77 174V175H76ZM90 174V175H89ZM92 174V175H91ZM58 175V176H57ZM62 175V176H61ZM66 175V176H65ZM76 175V176H75ZM241 176V175H240ZM246 178H247V174H245ZM34 177L36 179H34ZM57 177H61V178H57ZM71 177V178H70ZM79 177V178H78ZM82 177V178H81ZM87 177V178H86ZM242 180L244 181L245 178H244V174H242ZM32 178V179H31ZM66 178V179H65ZM85 178V179H83ZM70 179V180H69ZM78 179V180H76ZM82 179V180H80ZM37 180V181H36ZM63 180V182H62ZM31 182V183H30ZM58 182V183H57ZM80 182V184H79ZM90 182V184L88 183ZM43 185H41V184ZM65 183V184H64ZM68 183V184H66ZM78 186H77V184ZM41 185V186H40ZM57 185V186H56ZM59 185V186H58ZM67 185V186H66ZM73 187H72V186ZM64 188H63V187ZM70 186V187H69ZM88 186V187H87ZM92 186V187H91ZM38 191L37 189L35 188H38ZM55 187V188H54ZM58 187V188H57ZM67 187V188H66ZM70 190H69V188ZM75 187V188H74ZM91 187V188H89ZM47 188V189H46ZM57 188V189H56ZM80 188V190L78 189ZM84 188V189H83ZM90 190H88V189ZM62 189V190H61ZM74 189V191H73ZM76 189V191H75ZM78 189V190H77ZM86 189V190H85ZM45 190V191H44ZM47 190V191H46ZM64 190V191H63ZM35 191V192H34ZM41 191V192H40ZM51 191V192H50ZM73 191V192H72ZM82 191V192H81ZM56 192V193H55ZM84 192V193H83ZM36 193V194H35ZM64 193V194H63ZM73 193V194H71ZM52 194V195H51ZM34 195V196H33ZM41 195V196H40ZM58 195V196H57ZM88 195V196H87ZM54 196V197H52ZM61 196V197H60ZM248 196V195H247ZM247 196L243 199V204H244V201H247V199L249 200V198L251 197V195L249 194L248 198ZM48 199H46V198ZM50 198V199H49ZM85 198V200H84ZM138 197L136 196H129V199L131 200H128V198H126V201H122L120 202V205H118L117 210L114 209L112 211V214H108L106 215V219H110V217L108 216H112L114 215V211L115 213H117L118 211H120L121 213H123L122 209L124 210V213H126L127 216H131L133 215V212L137 210L138 206H139V199H137ZM33 199V201H31ZM43 199V200H42ZM73 199V200H72ZM52 200V201H51ZM87 200V201H86ZM56 201V202H55ZM53 202V203H52ZM59 202V203H58ZM122 203V204H121ZM126 203V204H125ZM129 203V204H128ZM136 203L137 208H136V205L134 204ZM71 206H70V205ZM75 204V205H74ZM242 204V206H243ZM42 205V206H41ZM123 205V206H122ZM134 205V206H133ZM10 206V207H9ZM48 206V207H47ZM53 206V207H52ZM80 206V207H79ZM120 206V208H119ZM128 206V207H127ZM132 206V207H131ZM3 207V208H2ZM9 207V208H8ZM37 207V208H36ZM70 207L72 209H70ZM77 207V209H76ZM124 207V208H123ZM15 208V209H14ZM30 208V209H29ZM33 208V210L31 209ZM44 208V209H43ZM65 208V209H63ZM69 208V209H68ZM74 208V209H73ZM119 208V209H118ZM128 208V209H127ZM130 208V209H129ZM3 209V210H2ZM20 209V210H19ZM39 209V210H38ZM53 209V210H51ZM61 209V210H60ZM83 209V210H82ZM136 209V210H135ZM10 210V211H9ZM16 210V211H14ZM19 210V211H18ZM32 212H30V211ZM36 210V211H35ZM50 210V211H48ZM70 210V211H69ZM9 211V212H8ZM12 211V212H11ZM22 211V213H21ZM38 211V212H37ZM46 211V212H44ZM58 211L60 213H58ZM82 211V212H81ZM39 213V214H38ZM79 213V215H78ZM132 213V214H131ZM135 213V212H134ZM12 216H11V215ZM32 214V215H31ZM42 214V215H41ZM14 215V216H13ZM41 215V216H39ZM49 217H48V216ZM54 215V216H53ZM10 216V217H9ZM45 216V217H44ZM17 217V218H16ZM70 217V218H69ZM12 218V219H11ZM39 218V219H38ZM49 218V220H48ZM51 218V219H50ZM56 218V219H55ZM65 218V219H64ZM67 218V219H66ZM76 218V219H75ZM15 219V220H14ZM62 219V220H61ZM72 219V220H71ZM74 219V220H73ZM246 219V218H245ZM11 220V222H10ZM44 220V221H43ZM56 220V221H55ZM60 220V221H58ZM71 220V222H70ZM8 223H7V222ZM14 221V222H13ZM37 221V223L35 222ZM48 221V222H47ZM54 223H53V222ZM42 222V223H41ZM3 223V224H2ZM40 223V224H39ZM73 223V224H72ZM106 223V222H104ZM8 224V225H7ZM10 224V225H9ZM49 224V225H48ZM51 224H54L52 226H50ZM56 224V225H55ZM72 224V225H71ZM44 228H43V226ZM245 225V227L243 226ZM243 225L239 226V230H241L243 228L242 231H240L241 235H242V232L246 235H242L240 236L241 238L244 236V239L247 241V243H260L259 241V238L257 237V239L259 240H256V239H253L255 236H257L256 234V231L254 232V228L251 226L250 228V225L249 227H247V223L243 221ZM49 226V227H47ZM62 226V227H61ZM70 226V227H69ZM38 227V228H37ZM66 227V228H65ZM247 227V228H246ZM68 228V229H67ZM45 229V231H44ZM52 229V230H51ZM249 229H252L253 232H248ZM42 230V233H40ZM59 230V231H58ZM65 230V231H64ZM69 230V231H67ZM55 231V232H54ZM57 231V232H56ZM251 231V230H250ZM44 232L46 234H44ZM69 232V233H68ZM110 232V231H109ZM108 232V233H109ZM58 233V234H57ZM111 233V232H110ZM109 233V234H110ZM239 233V234H240ZM43 234V235H42ZM66 234V235H65ZM253 234V235H251ZM65 237H64V236ZM251 235V239L248 237ZM52 236V237H51ZM63 236V237H62ZM109 236V235H108ZM239 236V235H238ZM237 236V237H238ZM51 237V238H50ZM83 237V238H81ZM240 237H238L239 241L236 240L235 242L237 243H242L244 241V243H246L245 240H240ZM253 237V238H252ZM264 237V235H263ZM53 238V240H52ZM85 238V239H84ZM51 239V240H49ZM89 239V240H88ZM262 241L263 243H261L260 245H258L256 247L255 245V248L258 249L256 251H259L261 250L262 248L264 249V238H262ZM40 240V241H39ZM55 240V242H54ZM85 240V241H84ZM248 240H251L250 242H248ZM37 241V242H36ZM45 241V242H44ZM53 241V242H52ZM70 241V242H69ZM92 241V242H91ZM95 241V242H94ZM261 241V242H262ZM44 242V243H43ZM57 242V243H56ZM62 242V243H61ZM76 242V243H75ZM89 242V243H88ZM32 243V244H31ZM65 243V244H64ZM70 243V244H69ZM91 243V244H90ZM95 243V244H94ZM64 244V245H63ZM70 245V246H67V245ZM73 244V245H72ZM76 244V245H74ZM107 244V245H106ZM111 244V245H110ZM172 244V243H171ZM40 245V246H39ZM43 245V246H41ZM45 245V246H44ZM55 245V246H54ZM59 245V246H58ZM84 245V246H83ZM92 245V246H91ZM94 245V246H93ZM106 245V247H105ZM110 245V246H109ZM123 248H120V246ZM134 245V244H133ZM167 247H170L168 249H172V245H170V243H167ZM170 245V246H169ZM58 248H57V247ZM66 246L68 248H66ZM97 246V247H96ZM108 246V247H107ZM81 247V249H80ZM93 247V248H92ZM72 250H71V249ZM95 248V250H94ZM97 248V249H96ZM99 248V249H98ZM103 248V249H102ZM112 250H111V249ZM115 248V249H114ZM59 249V250H58ZM67 249V250H66ZM77 249V250H76ZM86 252H85V250ZM89 249V251H88ZM110 249V250H108ZM121 249V250H120ZM62 250V251H61ZM82 250V251H81ZM107 250V251H106ZM114 250H119V252L117 251H114ZM26 251V252H25ZM32 251V252H31ZM49 253H48V252ZM70 251H73V252H70ZM88 251V252H87ZM99 251V252H97ZM103 251V252H102ZM114 251V252H113ZM81 252V253H80ZM96 252V254H95ZM108 252V253H107ZM29 253V254H28ZM71 253V254H70ZM90 253L92 254V257L90 255ZM107 255H106V254ZM113 253V254H112ZM26 254V255H25ZM51 254V255H50ZM53 254V255H52ZM86 254L88 255V257L86 256ZM100 254V255H99ZM105 254V256L103 255ZM109 254V255H108ZM99 255V256H98ZM112 255V256H110ZM126 255V256H125ZM132 255V256H131ZM40 256V257H39ZM50 256V257H49ZM75 256L77 259H75ZM87 258H86V257ZM95 256H97V258H95ZM109 258V262H108V258ZM135 259H134V257ZM138 258H137V257ZM22 257V258H21ZM36 257V258H35ZM56 257H57V260H56ZM81 257V258H80ZM85 257V258H84ZM99 257H103L102 259H99ZM21 258V260H20ZM80 258V259H79ZM85 261H82L84 260ZM90 258V259H88ZM112 258V259H111ZM114 258V259H113ZM133 260H132V259ZM38 259V260H37ZM47 259H50V260H47ZM68 259V260H67ZM82 259V260H81ZM88 259V260H87ZM91 259H95V260H91ZM96 262V260H98ZM116 259V260H115ZM251 259L253 260V258L251 257ZM258 257H254V260H257ZM20 260V261H19ZM29 260V261H28ZM31 260V261H30ZM87 260V261H86ZM114 262H113V261ZM117 260H119L118 262H116ZM123 260V262L121 261ZM124 260H127V263L124 261ZM136 260V262H135ZM141 260V259H140ZM61 261V262H60ZM70 261V262H69ZM84 263H82V262ZM95 261V262H94ZM110 261H112L110 263ZM121 261V262H120ZM133 261V262H132ZM26 262V263H25ZM37 262V263H36ZM44 262V263H42ZM55 262V263H54ZM63 262V263H62ZM90 262V263H88ZM0 263V264H1ZM144 264H150L148 261L146 262H143ZM138 264V262L136 263Z\"/></svg>", "mask_w": 264, "mask_h": 264}]
</instances>
